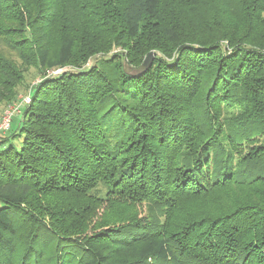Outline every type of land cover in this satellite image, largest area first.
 Listing matches in <instances>:
<instances>
[{
	"label": "trees",
	"instance_id": "trees-1",
	"mask_svg": "<svg viewBox=\"0 0 264 264\" xmlns=\"http://www.w3.org/2000/svg\"><path fill=\"white\" fill-rule=\"evenodd\" d=\"M30 68L0 264H264V0H0V107Z\"/></svg>",
	"mask_w": 264,
	"mask_h": 264
},
{
	"label": "rangeland",
	"instance_id": "rangeland-1",
	"mask_svg": "<svg viewBox=\"0 0 264 264\" xmlns=\"http://www.w3.org/2000/svg\"><path fill=\"white\" fill-rule=\"evenodd\" d=\"M91 63H93V61L90 60L87 63V66ZM68 69L69 68L65 67L63 69H60L58 72L67 71ZM40 80H41V78L38 75V72L35 70V68H30L27 71L26 80L24 81V83L16 88V91L18 92L17 100H14L10 103H7L5 101L4 104L0 107V122H2V120L4 118L11 115L9 128L6 130H0V135H4V134L12 135L17 131L18 125H19V122H20V119L22 116V112H23L22 108H23V106L28 104V102L31 101V96H30L31 88L33 85H38ZM12 107H13V109L18 108V110H15V112H14V110H12ZM9 110L12 113H10ZM223 191L224 192L233 191V187L225 189ZM189 202H191V201H189ZM135 207H136L135 208L136 211L139 214L147 212V208H146L147 206L143 205L141 207H139V206H135ZM175 214L176 215H182V213L181 212L179 213V211H177Z\"/></svg>",
	"mask_w": 264,
	"mask_h": 264
},
{
	"label": "water",
	"instance_id": "water-1",
	"mask_svg": "<svg viewBox=\"0 0 264 264\" xmlns=\"http://www.w3.org/2000/svg\"><path fill=\"white\" fill-rule=\"evenodd\" d=\"M154 53H148L147 57L144 59L143 63L139 67H130L127 63H125L126 71L133 74H139L144 72L147 67L151 64Z\"/></svg>",
	"mask_w": 264,
	"mask_h": 264
},
{
	"label": "built area",
	"instance_id": "built-area-1",
	"mask_svg": "<svg viewBox=\"0 0 264 264\" xmlns=\"http://www.w3.org/2000/svg\"><path fill=\"white\" fill-rule=\"evenodd\" d=\"M12 110H14V112H15V110H18V108H14L13 109V107H12ZM9 112H10V110H9ZM10 113H12V112H10ZM10 118H11V115H9L8 117L4 118L2 120V122H0V130H6V129L9 128V126H10Z\"/></svg>",
	"mask_w": 264,
	"mask_h": 264
}]
</instances>
